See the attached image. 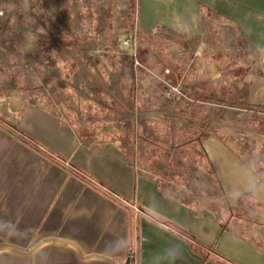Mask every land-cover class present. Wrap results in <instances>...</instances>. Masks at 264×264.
Returning <instances> with one entry per match:
<instances>
[{"label":"crops","instance_id":"obj_1","mask_svg":"<svg viewBox=\"0 0 264 264\" xmlns=\"http://www.w3.org/2000/svg\"><path fill=\"white\" fill-rule=\"evenodd\" d=\"M136 9L140 30L167 49L165 74L188 92L236 87L234 98L223 93L221 132L202 149L233 204L247 197L264 211V182L236 152L248 144L250 159L264 158V0H137ZM235 56L236 66L226 64ZM23 94L16 108H0L8 124L0 128V264H264V235L251 242L210 227L208 212L184 206L120 142L88 144Z\"/></svg>","mask_w":264,"mask_h":264},{"label":"rangeland","instance_id":"obj_2","mask_svg":"<svg viewBox=\"0 0 264 264\" xmlns=\"http://www.w3.org/2000/svg\"><path fill=\"white\" fill-rule=\"evenodd\" d=\"M113 2L117 0H0V108H11V105L16 108L21 104L23 93H26L29 104L45 107L82 141L103 144L109 137L120 142L140 170H144L150 178L158 176L170 190L180 193L184 206L195 213L200 210L208 212L213 217L208 223L210 227L216 221L221 231L228 233L232 228L236 232V227L231 225L239 219L240 226L247 232L264 235V218L261 216L257 218L260 221L256 220L255 214L234 205L228 194L219 189L211 169L219 181L221 176L213 161L201 160L199 147L188 151L182 148L188 154L186 157L176 147L180 127L185 126L189 136L200 139L202 146L207 137L221 132L218 115L223 111L220 108L223 93L234 98L236 87L221 92L215 88L205 98L193 94L192 103L179 101L180 96L176 93L177 99L172 101L163 97L166 108H147L140 104L139 78L135 80L137 87L133 93V105L125 103L119 96L123 88L127 94V83L134 72L126 71L128 79L121 78L119 68L122 65L113 67L105 62L101 65L99 59L93 66L80 65L82 59L100 57L104 53L110 56L119 51L120 40L115 41L113 35L115 27L120 28L121 23L115 14L117 11L111 7ZM136 5L137 0H134L130 21L133 28L140 29ZM103 11L106 14L110 12L111 16H100ZM226 42H229L228 38ZM157 48L153 54H161ZM204 49L201 46V54L197 57L202 56ZM224 50L231 56L236 54L234 49ZM76 55L82 57L78 59L79 65L85 68L91 80L84 79L82 72L75 77L70 76V64L77 63ZM236 62L235 56L226 64L233 67ZM219 69L222 67L219 66ZM116 102H123L126 107L122 108ZM173 102L177 105L174 106ZM187 104L190 110L182 112ZM199 110L202 112L195 113ZM207 110L210 112H204ZM241 119L244 120V117L238 118L239 121ZM6 120L0 115V128L4 130L8 129ZM236 129L248 130L247 127ZM229 143H233L231 139ZM177 145L179 147V143ZM242 146L249 147L248 144ZM243 147L237 145L236 148V152L243 156L239 160L245 166L257 169L264 182V175L259 174V163L264 158L250 159ZM241 203H249V198H244ZM210 233L205 236L209 245L214 242L213 233ZM240 237L246 239L245 235ZM262 239L258 240L264 243Z\"/></svg>","mask_w":264,"mask_h":264},{"label":"trees","instance_id":"obj_3","mask_svg":"<svg viewBox=\"0 0 264 264\" xmlns=\"http://www.w3.org/2000/svg\"><path fill=\"white\" fill-rule=\"evenodd\" d=\"M133 5H134V0H117V2H113V6H111V7L117 11L115 14L119 17V22L121 23V27H120L121 29L118 28V26L115 27V35H113V38L115 41L122 40L123 38H126L129 35H132L134 28L132 26V21H130V16H131L130 13H131ZM103 12L104 13H101L100 16H104V17L107 15L111 16L110 12H107V14L105 13L106 11H103ZM112 24L113 23H110L109 25H112ZM156 35L157 34H149L147 32L141 31L140 29H137V58H138V61H139L141 66L139 68H137V67L135 68L136 74L134 71L135 66H134L133 57L121 56L117 53L109 56V55H107V53H104L103 55H100V57L99 56L98 57H92L91 56V57L85 58V59H82V57H79L78 55H76L77 63L73 62L75 64L73 66H72V64H70V66H71V68H69V69H71V71L69 70L71 73L70 76L75 77V76L79 75L80 72H82L81 74H82V77L84 79H87V81L91 80L89 78L88 73H86L87 71L84 70L85 68H81V66H82V64H84L85 66H87L86 64H90L93 66V64H96L98 62L97 60L99 59L101 65H103L104 62H105V64L107 63L113 67H119L122 65L123 67L119 68V71H120L119 74H120L121 78H124V77H125V79L127 78L128 74L125 75L126 71H130V72L132 71V73L134 72L133 75L130 77V82L128 80V83H127L128 84L127 88L129 89L127 91V94H126L124 88L119 93L120 94L119 96H121V99L125 103L133 105V103L135 102V99L133 98V93L136 90L135 87H137V85H138V93H139V91H141L140 92L141 93V99L139 98L140 102H141L140 104H142L144 107H147V108H149V107L166 108L167 107V103L165 102L166 100H164L163 97H164L165 92L168 89L169 85H172V86L181 85L182 86L181 87V96L179 98V101H186L188 103H192L191 98H192V95L194 93L188 92V89L184 85L178 84L176 82V80L173 79V77H170L168 74H165L164 70L170 66L168 52H167L166 48L160 46V44L158 42L159 40H157L158 37H156ZM153 40H155V42ZM238 44H242V41H239ZM157 46H159V49L157 48ZM155 48L160 50L159 52L162 54V56L164 58L159 63L156 61L154 62L152 59L153 51H155ZM78 51H80V47L77 49V52ZM241 52L244 53V50H242ZM120 56H121V58H120ZM79 58L82 59L81 60L82 63L80 64L81 66L79 65V63H80V61L78 60ZM100 63H98V66H101V65H99ZM88 68H89V66H88ZM144 68H147V69L149 68V70H152L155 72L157 71L158 72V73L156 72L157 77H153L152 75H150L146 71V69H144ZM83 70H84V72H83ZM161 76H162L163 80L160 79ZM136 78L137 79L139 78V83L137 85L135 83ZM145 79L147 82H146V84H143V81ZM95 87H97V86L95 85ZM198 95L205 98L207 93L206 94H198ZM116 104H118V102H116ZM118 105L121 106L122 108L126 107L125 105H123V102L119 103ZM175 105H177V102L174 104V106ZM174 106H173V108H174ZM106 107H108L107 104H106ZM187 110H190V107L188 104H187L186 110H182V112H185V111L187 112ZM199 112H202V110H199L195 113H199ZM204 112H210V110H207ZM180 129H181L180 130L181 131L180 132V139H178V142H176V147L179 148L180 152L182 154H184V156L186 157L187 152H184L183 151L184 149H182V148H186V151H188V150H195L196 148L199 147V149H198L199 154H200L199 158L201 160H206V157H204V151L202 149V143H201L200 139H198L197 137L189 136V134L185 130V126H184V128L180 127ZM108 141L110 142V141H112V139H110L108 137ZM91 143H93V142H91ZM178 143H179V147L177 145ZM98 145H101V144L99 143ZM210 169H211V167H210ZM211 173H212V176L215 178V181L220 185L219 189L224 190L222 188L221 183H220L219 179L217 178L213 169H211ZM239 207L245 208L246 212H250V213L255 214L256 220H258L257 218L261 217V216L264 218V211L262 209H260L258 206H255L252 204L250 205V203H249V205H248V203H246V204L240 203ZM258 211L260 213H258ZM238 220L236 219V223L235 224L233 223L231 225V226L236 227V234L239 236L245 235L246 239L248 241L253 242L255 240V237H254L255 234H252L251 232H247V230H245L242 227V225L240 226ZM260 220L261 219H259L258 221H260ZM251 223L254 224L253 221H251ZM222 227L224 228V226H222ZM200 264H204L203 259L200 262Z\"/></svg>","mask_w":264,"mask_h":264},{"label":"built area","instance_id":"obj_4","mask_svg":"<svg viewBox=\"0 0 264 264\" xmlns=\"http://www.w3.org/2000/svg\"><path fill=\"white\" fill-rule=\"evenodd\" d=\"M117 54L121 55V56H128V57H133L134 59V66H140V63L138 61L137 58V28L135 27L133 30L132 35H129L126 38H123L122 40H120L119 42V51L117 52ZM201 54V48H199L196 52H195V56H199ZM181 85H177V86H168V89L165 92L164 97L166 99H168V101H172L173 98L175 97V94L177 93L179 96H181ZM177 99V98H176ZM176 99H174L176 101ZM174 104V102H173ZM244 113H247L248 110L245 109L243 110Z\"/></svg>","mask_w":264,"mask_h":264},{"label":"clouds","instance_id":"obj_5","mask_svg":"<svg viewBox=\"0 0 264 264\" xmlns=\"http://www.w3.org/2000/svg\"><path fill=\"white\" fill-rule=\"evenodd\" d=\"M182 255V250L179 249V247L177 246L175 255L173 256V259L179 258Z\"/></svg>","mask_w":264,"mask_h":264},{"label":"water","instance_id":"obj_6","mask_svg":"<svg viewBox=\"0 0 264 264\" xmlns=\"http://www.w3.org/2000/svg\"><path fill=\"white\" fill-rule=\"evenodd\" d=\"M129 263H130V258H128V259H127V262H126V264H129Z\"/></svg>","mask_w":264,"mask_h":264}]
</instances>
